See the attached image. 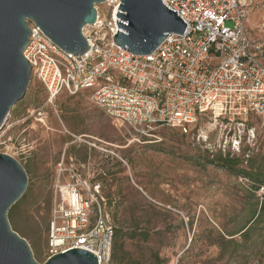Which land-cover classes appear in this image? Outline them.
Wrapping results in <instances>:
<instances>
[{"label": "rangeland", "instance_id": "1", "mask_svg": "<svg viewBox=\"0 0 264 264\" xmlns=\"http://www.w3.org/2000/svg\"><path fill=\"white\" fill-rule=\"evenodd\" d=\"M247 4L249 34L264 45V0ZM232 128L201 119L186 133L158 128L143 135L108 117L87 93L49 102L31 76L0 132V154L27 175L7 215L10 227L37 263L48 259L51 192L62 161L77 170L64 180L97 185L109 221L123 230L125 255L110 264H264V214L259 207L254 214L264 189L254 193L249 181L213 163L230 154L240 169L264 174V125L251 119L234 147Z\"/></svg>", "mask_w": 264, "mask_h": 264}, {"label": "built area", "instance_id": "2", "mask_svg": "<svg viewBox=\"0 0 264 264\" xmlns=\"http://www.w3.org/2000/svg\"><path fill=\"white\" fill-rule=\"evenodd\" d=\"M248 1L162 0L187 28L183 35L168 34L150 55L135 56L114 44L112 14L120 0H106L94 7L95 23L85 27L86 53L63 52L27 21L22 56L49 102L62 93H87L96 108L143 135L158 128L186 133L208 119L238 131L234 147L251 119L264 125V45L249 34ZM76 172L57 164L48 258L79 249L97 264H110L114 227L104 199L97 185L64 180Z\"/></svg>", "mask_w": 264, "mask_h": 264}, {"label": "water", "instance_id": "3", "mask_svg": "<svg viewBox=\"0 0 264 264\" xmlns=\"http://www.w3.org/2000/svg\"><path fill=\"white\" fill-rule=\"evenodd\" d=\"M106 0H0V132L30 82L22 56L29 38L27 21L63 52L80 56L89 49L83 29L96 20L95 6ZM113 42L135 55L155 51L168 34L183 35L187 25L162 0H120L113 10ZM27 188V175L13 158L0 154V264H39L28 243L12 231L7 215ZM43 264H97L94 255L73 249Z\"/></svg>", "mask_w": 264, "mask_h": 264}, {"label": "trees", "instance_id": "4", "mask_svg": "<svg viewBox=\"0 0 264 264\" xmlns=\"http://www.w3.org/2000/svg\"><path fill=\"white\" fill-rule=\"evenodd\" d=\"M213 163H217L222 169L228 171L233 176L241 177L249 181L251 183L252 190L255 192L258 191L259 188L264 189V174L260 171H253L252 168H239L240 160L231 156L230 154L226 155H219L216 157V160H213ZM255 210L254 214L256 213L257 216V207H259L258 212L264 214V196L262 197L260 202L254 204ZM257 217H254L245 227L244 233L248 232V230L257 222ZM114 227V226H113ZM125 242V236L123 233L122 228L115 229L114 227V242L112 247V254L111 259H115L116 257H122L125 255L123 250ZM111 262V261H110Z\"/></svg>", "mask_w": 264, "mask_h": 264}]
</instances>
